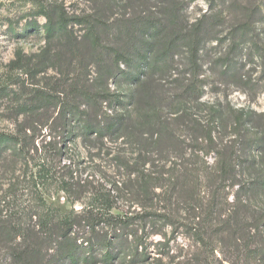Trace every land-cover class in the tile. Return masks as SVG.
I'll return each instance as SVG.
<instances>
[{"label":"trees","instance_id":"16d2710c","mask_svg":"<svg viewBox=\"0 0 264 264\" xmlns=\"http://www.w3.org/2000/svg\"><path fill=\"white\" fill-rule=\"evenodd\" d=\"M187 2L121 0L119 9L124 12L118 15L117 0L101 3L93 0L96 8L90 15L67 17L56 9H44L38 13L45 20L41 27L36 22L24 26L22 34L41 29L48 44H54L55 52L52 57L38 56L35 62L16 51L14 60L6 65L8 74L20 71L28 82L19 87L18 93L9 84L0 82V104L5 99L6 110L14 117V130L0 132V167L8 166L6 159L10 155L28 166L31 155H37L39 150L43 155L52 149L54 156L60 159L61 148H51L50 142L39 147L36 141L40 136L41 141L45 139L44 130L49 132L48 136L54 133L55 138L64 141L72 121L78 122L77 132L84 146L104 144L108 136L133 147L136 156L127 158L117 149L111 181L96 182L87 204L78 212L59 213L55 218L46 215L33 222L30 218L24 233L17 231L20 227H11L10 220L0 221V238L12 242L11 247H7L4 264H55L53 256L47 259L41 252L47 254L57 239L64 244L73 242L74 248H79L76 242L80 240V246L91 250L83 259L64 250L69 264H85L90 260L95 264H113L125 255L139 264L147 261L149 237L160 236L163 242L156 247L164 251L170 237L162 229L170 227L174 235L182 225L186 227L185 235L191 234L195 243L187 264H203L208 262L209 256L214 258L213 249L208 245L223 233L219 221L222 216H231L228 228L235 224L233 234L227 233L226 239L242 247L237 253L243 254L245 264H264V240H261L264 210L258 213L252 204L256 198L264 197V113L259 114L263 121H258L254 114L229 105L225 110L205 106L200 100L207 77L192 71L187 78L179 79L173 69L175 57L183 54L191 67L198 68L201 48L212 40L220 43L221 29H230L228 40L232 50L246 42L255 50L254 26L260 22L257 15L260 7L254 0H226L221 9L189 22L184 13ZM74 25H83L85 33L80 37L75 35ZM102 59L108 64L109 74L118 71L119 66L130 67L132 60H137L136 70L128 78L133 87L130 105L134 106L136 117L127 113L109 117L111 103L116 102L114 95L89 91L79 78L71 75L70 68L85 60L99 67ZM217 60L214 63L224 67L219 79L227 82L225 75L232 69V61ZM55 62L59 77L53 87H45L39 76L52 66L55 68ZM164 78H173L170 90L166 89ZM238 79L242 82V76ZM27 91L31 95L24 101L21 92ZM202 105L203 120L196 113ZM223 130H229V134L239 139L244 149L258 152L248 162L252 172L246 180L241 179L245 175H239L236 169L247 161L232 152L231 146L223 144L220 137ZM186 140L191 144L187 145ZM198 152L205 155L214 152V165L204 163L197 169ZM257 157L260 161H256ZM63 158L68 163L57 171L60 190L75 202L77 185L67 176L70 173L72 179L75 165L71 158ZM32 168H35L30 172L34 189L46 174L56 176V170L52 171V166L45 161ZM227 187H237L238 195L233 198L232 212L228 210L227 215H222L219 206L227 201L222 202ZM119 195L130 204L129 208L136 205L138 211L114 213L120 209ZM41 202L46 205L45 201ZM190 212L193 214L189 217L181 215H190ZM245 221L252 222L249 245L243 244L245 239L239 237ZM209 229H215L214 235H208ZM79 233L83 239L77 237ZM94 251H100L99 257L93 255Z\"/></svg>","mask_w":264,"mask_h":264},{"label":"rangeland","instance_id":"374dc122","mask_svg":"<svg viewBox=\"0 0 264 264\" xmlns=\"http://www.w3.org/2000/svg\"><path fill=\"white\" fill-rule=\"evenodd\" d=\"M97 1L101 3L102 0ZM246 1L249 0H243V2ZM254 1H256L260 7V11L257 14L260 17V22L254 26V35L256 36L255 50L248 42L232 50L228 40L230 29H221L218 38L221 40L220 43L212 40L205 43L201 48L199 60L197 62L198 68L191 67L186 55L183 54L182 56L179 55L175 57L176 64L173 69L178 73L179 79L187 78V75L192 71H198L203 74V76L207 77L202 84L203 93L200 102H202L203 105L214 106L216 108L220 107L221 110H225L226 106L229 105L245 113H252L256 120L263 121V119L259 118V114L264 113V0ZM120 3L121 0H117L118 8L116 9V13L118 15L124 12L122 8L119 9ZM222 5H226V0H188L184 7V13L189 22H194L204 15H209L216 9H221ZM94 8H96V4H93V0H0V82L9 84V87L15 92L22 84H27L28 81L25 80V75L21 74L20 71L12 74L7 73L6 65L11 60H14L16 51H21L27 56L28 60L35 62L36 58L38 56L40 58L43 54L47 57H52L54 55L55 51L52 50L54 44H48L41 29L37 32L22 34L24 26L28 23L36 22L40 27L45 23L44 18L38 14L40 11L44 9H56L59 12H63L65 16L71 17L73 15H90L94 12L92 10ZM218 29L220 28L218 27ZM73 30L74 34L78 37L85 33L83 25H74ZM225 56L226 58H224ZM221 58L225 61H232V69L226 72L225 75L227 82L221 81L218 76L223 74L224 67L214 63V61H218L217 59ZM56 65L55 62V68H52V66L46 73L40 74L39 78H41L43 86L51 88L55 80L58 79L59 75L56 72ZM137 65V60L133 59L130 67L119 66L118 71L109 74L106 69L108 64L104 62L103 59L99 67L85 60L84 63L70 68V71L71 75L74 74L77 79L79 78L81 85L85 89L114 95L113 97L116 102L111 103V109L108 113L111 116L109 117H112L114 114L119 115L126 113L129 115L133 114V116L136 117V114L133 113L134 106L130 105V95L133 87L130 86L128 78L135 72ZM239 76H242V82L240 83L238 82ZM165 80L167 84L164 85H166V89L170 90L172 88L170 83L173 78H166ZM21 94L23 100H27L31 95H29V91L21 92ZM0 105V132H12L14 130V117L6 110L8 102L4 99ZM203 105L196 110L197 115L200 116L202 120L205 116ZM83 108L84 106H81V109ZM77 123V121L71 122V127L68 133L64 135L65 139L62 142L59 137L55 138L54 133L48 136L47 134L49 132L46 130L43 131L46 135L45 139L41 141L42 137L40 136L36 141L39 147H41L42 144L50 142L51 148L54 146L61 148L62 153L60 159L54 156L52 149L43 155L39 150L37 155H31L28 166H25L23 162L18 163V160L14 158L13 155H10L9 152L6 153L10 155L6 159L8 166L0 167V221L10 220L12 222L11 227L14 229L20 227L21 230L19 229L17 231L24 233L23 230L30 225V218H32L31 221L33 222L46 215L50 216V218H55L59 213L63 214L71 210L78 212L87 204V199L92 190L91 188L96 185V182L101 181L100 183H102V180L105 182L111 181L115 169L113 156L117 149L127 158L136 156L133 147L121 144L122 140L115 142L108 136V140L103 142L104 144L91 143L84 146L77 132ZM229 133V130L225 132L223 130L220 137L223 138V144L231 146L232 152H237L238 156L240 155L241 158L246 159L247 162L243 163L241 168L236 169L239 175H245L242 176L241 179L246 180V178L248 179V174L252 172L249 169L250 166L248 162L251 161V157L254 155L256 156L258 152L253 151L252 153L248 148L244 149V144H240V140L234 138V136ZM185 143L187 145L191 144L188 140H186ZM63 157L71 158L75 165L73 167L75 172L72 174V179H70V173L67 174L68 179L77 185L75 197L78 200L75 202H72L71 198L68 199L60 190V177L57 171L60 166L68 163V160H64ZM195 159L198 161V163H196L197 169L200 168L201 164L203 166V164L206 163L208 166H212L216 161L214 152H210L207 155L198 152L197 158ZM43 161L52 166V171L56 170V176L52 178L51 174H46L45 178L39 180L36 192V189L33 188L30 174L32 173L31 171L34 172L35 169L32 168V166L42 165ZM256 161H260V158L257 157ZM171 162L173 161L171 160ZM167 166L170 167L171 164H167ZM102 184H104V182ZM237 195V187L225 188V197L222 202H224L225 199H227V201L219 206V211L222 215H227L228 210L232 212L235 207H231V204H233L235 201L233 198ZM40 198L45 201L46 205H42ZM118 198L119 201L117 205L120 209L114 211V213L118 211L124 213L128 210L133 211L134 209L138 211L136 205H131L129 208L130 204L126 202V199L123 198L122 195H119ZM252 204L255 211L261 213V211L264 210V197H259V199L256 198ZM192 214L193 213L190 212V215H184V213L181 215L186 218ZM224 217L222 216L219 219L222 223L221 229L223 233L217 240L210 242L208 245L209 249H213L214 258L209 256L208 262L206 261L207 263H205L245 264L243 254L240 256L237 253V250L242 247H237L235 244L232 245V241L229 238L226 239L227 233L230 232L233 234L231 230L233 227L235 228V224H231L232 226L228 228L230 225H227V223L231 219V216L228 218ZM223 219L224 221L222 222ZM245 222L246 223L243 224L244 230L239 237L245 239L246 243L243 242V244L249 245L251 241L249 237L253 234V231L249 232L252 227V222ZM178 223L181 224L184 223V221ZM191 223L192 225L190 226L194 228V222ZM179 226L181 225L177 227ZM185 229L186 227L182 225L174 235L171 234L170 227L162 229V232H164L167 237H170L168 248H165L164 251L156 247L159 243L163 242L160 236L149 237L147 240V243H149L146 255L147 261L139 264H187L189 255L195 250L193 249L195 243L192 240L193 238H191V234L189 236L185 235ZM207 233L209 236L214 235L215 229H209ZM77 237L83 239L81 233H79ZM214 237L216 236H213V238ZM17 240L19 241V239L15 241ZM254 240L256 239H253V241ZM261 240H264V235ZM209 241L210 240L207 242ZM79 242H76L79 248H74L73 242L70 241L64 244L65 242H62L61 239H57L47 254L45 251L41 253L43 256H48L47 259H51L50 257L53 256L55 264H69L64 250H70L68 253L74 255L73 257L77 259L88 257L91 253V250L88 251L85 246H80ZM11 244L12 242H6L0 238V264H4L7 247H11ZM99 254L100 251H94L93 253L96 257H99ZM129 258L130 256L127 257L125 255L119 262H114L113 264H136L134 260ZM85 264L95 263L90 260Z\"/></svg>","mask_w":264,"mask_h":264}]
</instances>
